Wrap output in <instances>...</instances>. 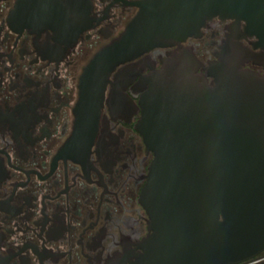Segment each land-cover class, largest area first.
<instances>
[{"label": "flooded vegetation", "instance_id": "flooded-vegetation-1", "mask_svg": "<svg viewBox=\"0 0 264 264\" xmlns=\"http://www.w3.org/2000/svg\"><path fill=\"white\" fill-rule=\"evenodd\" d=\"M138 1L81 0L79 26L64 27L0 0V264L146 262L153 230L142 195L154 152L140 130L141 79L182 49L207 67L246 22L215 16L179 46L117 67L92 117L80 108L82 74ZM50 2L65 16L66 1ZM251 41L242 43L254 49Z\"/></svg>", "mask_w": 264, "mask_h": 264}, {"label": "water", "instance_id": "water-1", "mask_svg": "<svg viewBox=\"0 0 264 264\" xmlns=\"http://www.w3.org/2000/svg\"><path fill=\"white\" fill-rule=\"evenodd\" d=\"M50 1L19 0L17 14L79 26L81 0H63L65 16ZM135 5L138 14L82 74L80 108L92 117L117 67L179 46L215 16L246 22L207 67L182 49L141 79L140 130L154 152L142 195L153 230L144 264H264L257 259L264 252V74L246 67H264V0Z\"/></svg>", "mask_w": 264, "mask_h": 264}]
</instances>
